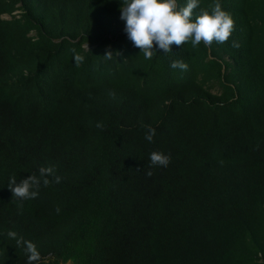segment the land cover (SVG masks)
<instances>
[{"label": "trees", "instance_id": "1", "mask_svg": "<svg viewBox=\"0 0 264 264\" xmlns=\"http://www.w3.org/2000/svg\"><path fill=\"white\" fill-rule=\"evenodd\" d=\"M217 2L226 42L145 59L122 0H0V264H264V0Z\"/></svg>", "mask_w": 264, "mask_h": 264}, {"label": "clouds", "instance_id": "2", "mask_svg": "<svg viewBox=\"0 0 264 264\" xmlns=\"http://www.w3.org/2000/svg\"><path fill=\"white\" fill-rule=\"evenodd\" d=\"M200 7L199 0H187L181 7L178 0H122L121 19L126 21L125 32L134 46L143 52L145 59H152L156 50L171 52L172 46H181L190 41L193 47L202 41L210 46L215 40L226 42L234 30L232 16L222 10L220 3H215L209 12L201 9L199 14L194 10ZM234 46H238L234 43ZM113 52L109 50L104 56L111 59ZM119 54V53H118ZM79 64L83 57H75ZM172 68L187 70L188 65L183 61H172ZM115 95V93H111ZM98 127L102 125L98 124ZM155 129L149 127L145 138L151 142L155 136ZM151 165L166 167L171 162L170 155L154 151L150 154ZM39 177L29 175L17 183L15 177L10 178L9 189L13 197L21 200L34 199L39 194L41 181L48 186L52 181L49 176L54 175L52 166L41 167ZM151 175V171L147 173ZM61 177L55 176V183H60ZM59 211V209H57ZM7 236L16 240L17 246H23L27 255V264H40L41 253L37 246L22 236L17 237L15 231H9Z\"/></svg>", "mask_w": 264, "mask_h": 264}, {"label": "rangeland", "instance_id": "3", "mask_svg": "<svg viewBox=\"0 0 264 264\" xmlns=\"http://www.w3.org/2000/svg\"><path fill=\"white\" fill-rule=\"evenodd\" d=\"M4 16H7V14H3Z\"/></svg>", "mask_w": 264, "mask_h": 264}]
</instances>
